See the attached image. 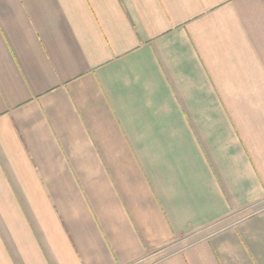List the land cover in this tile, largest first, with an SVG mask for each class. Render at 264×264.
Wrapping results in <instances>:
<instances>
[{
  "label": "crops",
  "instance_id": "0c3cea01",
  "mask_svg": "<svg viewBox=\"0 0 264 264\" xmlns=\"http://www.w3.org/2000/svg\"><path fill=\"white\" fill-rule=\"evenodd\" d=\"M0 264H264V0H0Z\"/></svg>",
  "mask_w": 264,
  "mask_h": 264
}]
</instances>
